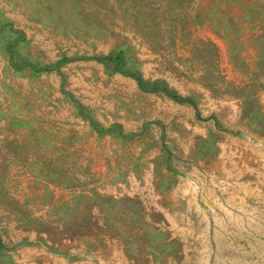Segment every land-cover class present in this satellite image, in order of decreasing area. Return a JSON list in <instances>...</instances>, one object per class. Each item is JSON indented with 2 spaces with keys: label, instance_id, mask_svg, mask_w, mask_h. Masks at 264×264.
Wrapping results in <instances>:
<instances>
[{
  "label": "rangeland",
  "instance_id": "1",
  "mask_svg": "<svg viewBox=\"0 0 264 264\" xmlns=\"http://www.w3.org/2000/svg\"><path fill=\"white\" fill-rule=\"evenodd\" d=\"M0 264H264V0H0Z\"/></svg>",
  "mask_w": 264,
  "mask_h": 264
},
{
  "label": "trees",
  "instance_id": "2",
  "mask_svg": "<svg viewBox=\"0 0 264 264\" xmlns=\"http://www.w3.org/2000/svg\"><path fill=\"white\" fill-rule=\"evenodd\" d=\"M7 49L9 52L8 57L10 61H12L13 54H12L10 43H7ZM95 58L98 60H103V61H112L114 62L113 68L119 69V64L122 63L123 61V52L121 50L109 51L106 54L95 56ZM64 59L66 58L62 56L58 60H56L54 63L43 65V66H38L37 69H48V68L58 66V64ZM11 63L14 64L13 61ZM122 72L127 75L132 76L136 80L137 85L145 91L161 90L167 93L168 95H170L175 100H178V101L189 100L188 98H184V97H181L179 94H176L173 90L168 89L166 85L159 79L148 80V79H144L143 77H141L137 72H131V71H122Z\"/></svg>",
  "mask_w": 264,
  "mask_h": 264
}]
</instances>
